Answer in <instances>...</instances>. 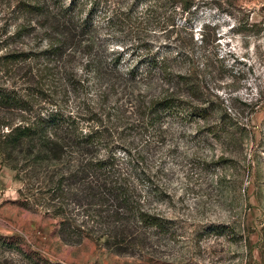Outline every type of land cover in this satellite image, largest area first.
<instances>
[{
    "label": "rangeland",
    "instance_id": "obj_1",
    "mask_svg": "<svg viewBox=\"0 0 264 264\" xmlns=\"http://www.w3.org/2000/svg\"><path fill=\"white\" fill-rule=\"evenodd\" d=\"M69 27L63 58L46 60L49 38ZM18 53L30 58L0 60V86L39 90L35 110L60 109L117 157H137L157 190L145 208L169 229L148 230L134 254L65 245L55 219L20 206L22 183L0 163V237L54 264H264V0H0V59ZM154 60L191 77L168 87L140 76ZM163 90L208 115L143 131V107ZM3 259L19 260L0 248Z\"/></svg>",
    "mask_w": 264,
    "mask_h": 264
},
{
    "label": "trees",
    "instance_id": "obj_2",
    "mask_svg": "<svg viewBox=\"0 0 264 264\" xmlns=\"http://www.w3.org/2000/svg\"><path fill=\"white\" fill-rule=\"evenodd\" d=\"M188 6L184 2L183 7ZM27 8L45 17L49 14L39 5ZM56 34L40 52L48 61L55 56L63 58L68 40L74 39L70 27ZM205 42L202 35L200 46ZM28 58L18 53L0 60L11 66ZM146 66L140 76L157 75L168 87L176 78L185 81L191 77V73L182 74L180 70L171 74L165 60H154ZM46 69L51 70L48 66ZM138 71L129 72L132 79ZM175 92L163 90L157 101L143 107L140 129L159 128L162 117L190 120L208 115L203 108L175 99ZM38 93L42 95L39 90L34 93L25 89L22 93L17 88L0 86V163L15 171V178L22 183L18 190L20 206L55 219L56 234L63 244L76 246L91 240L118 255L134 254L147 247L148 230L167 232L168 220L145 208L146 197H157V190L142 177L137 157L126 148L123 157H117L113 150L102 146L98 130L84 132L60 109L35 110ZM11 115L19 122L12 123ZM99 150H105V156L100 157ZM0 248L19 258L3 259L0 264H54L36 251L26 252L17 238L0 237Z\"/></svg>",
    "mask_w": 264,
    "mask_h": 264
}]
</instances>
